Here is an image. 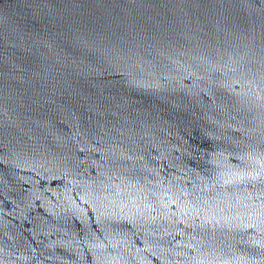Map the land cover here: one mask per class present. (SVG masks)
<instances>
[{"label": "water", "instance_id": "obj_1", "mask_svg": "<svg viewBox=\"0 0 264 264\" xmlns=\"http://www.w3.org/2000/svg\"><path fill=\"white\" fill-rule=\"evenodd\" d=\"M0 264H264V0H0Z\"/></svg>", "mask_w": 264, "mask_h": 264}]
</instances>
